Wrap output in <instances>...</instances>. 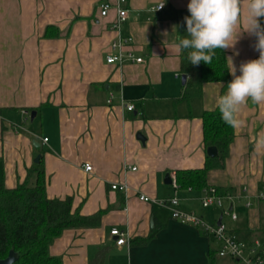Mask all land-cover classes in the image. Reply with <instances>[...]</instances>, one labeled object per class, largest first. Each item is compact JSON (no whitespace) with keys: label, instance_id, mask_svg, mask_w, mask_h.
Wrapping results in <instances>:
<instances>
[{"label":"crops","instance_id":"crops-1","mask_svg":"<svg viewBox=\"0 0 264 264\" xmlns=\"http://www.w3.org/2000/svg\"><path fill=\"white\" fill-rule=\"evenodd\" d=\"M102 1L111 4L105 15ZM116 2L0 0V179L15 186L41 157L47 196L70 195L82 214L104 209L98 224L65 228L52 240L49 252L62 264H89L101 246H107L102 264H209L220 242L171 216L165 202L174 193L179 207L211 223L220 219L242 241L264 243V199L257 197L264 194V104L243 106L224 165L207 172L206 186L225 190L221 206L236 217L215 204L204 207L206 186L173 184L176 169L204 164L201 113L216 106L221 86L205 82L200 95H182L180 51L171 45L177 10L190 15V0H164L158 9L162 0H124L127 16L118 28ZM118 33L132 36L130 47L142 61L106 62ZM255 43L242 32L224 49L229 69V57L237 75L242 62L258 59ZM122 100L135 107L126 110ZM112 182L126 188L113 189ZM141 193L153 200L139 199ZM113 226L125 230L127 242L115 243ZM154 228L146 243H131ZM235 263L216 254V264Z\"/></svg>","mask_w":264,"mask_h":264},{"label":"trees","instance_id":"trees-1","mask_svg":"<svg viewBox=\"0 0 264 264\" xmlns=\"http://www.w3.org/2000/svg\"><path fill=\"white\" fill-rule=\"evenodd\" d=\"M185 15L177 10L176 36H186ZM177 40V39H176ZM178 43V41H177ZM188 51L179 52L181 73L186 74L182 84V95L186 98L200 95L205 82L217 81L223 84L219 88V96L226 92L232 80L227 64L225 50L217 49L210 65L201 62L192 65L188 60ZM203 142L205 148L216 146L217 154H205L203 166L180 168L174 171L177 187L202 188L206 186L207 172L211 168L222 167L228 154L229 143L234 137V127L227 125L221 118L217 104L212 109H204L201 113ZM34 174L33 184L28 180ZM216 188V187H215ZM219 194L225 190L216 188ZM104 209L91 214H82L72 209V197H49L45 191L44 164L40 157L28 168L26 177L15 186L7 187L0 179V258L6 256L9 249L17 252L14 264H62L57 255L49 252V244L63 229L69 227L91 226L99 222ZM152 229L145 236L131 238V243H146L156 232ZM107 246H101L89 260V264H102ZM216 250H210L209 264H216ZM218 255V254H217Z\"/></svg>","mask_w":264,"mask_h":264},{"label":"clouds","instance_id":"clouds-1","mask_svg":"<svg viewBox=\"0 0 264 264\" xmlns=\"http://www.w3.org/2000/svg\"><path fill=\"white\" fill-rule=\"evenodd\" d=\"M163 6L164 0L158 8ZM187 8L190 13L184 17L187 35L177 34L178 43L171 48L177 52L190 50L188 60L192 65L201 62L210 65L216 50L233 48L242 32L256 37L254 49L259 52V58L242 62L241 74L237 75L229 57L232 80L217 99L222 120L239 127L243 123L239 113L249 100L264 104V26L260 24V18H264V0H190Z\"/></svg>","mask_w":264,"mask_h":264},{"label":"built area","instance_id":"built-area-1","mask_svg":"<svg viewBox=\"0 0 264 264\" xmlns=\"http://www.w3.org/2000/svg\"><path fill=\"white\" fill-rule=\"evenodd\" d=\"M124 0H117L116 2V22L115 27H119L120 23L125 20L127 16V9L122 7L121 2ZM160 3L157 5L159 7ZM111 4L109 1H102L99 3V12L101 15L107 14ZM132 41L131 35H123L118 33L117 37L111 40L109 44V51L105 53L106 62H125V61H142V56L137 55L135 50L130 47ZM110 100V98H109ZM121 103L126 110H132L135 106L133 102L122 100ZM24 113H28L27 110H22ZM47 137H43L42 140L45 141ZM85 170L91 169V164H84ZM173 184L177 187L175 178L173 176ZM113 189L123 190L126 188V183L124 182H112L110 184ZM203 195L200 198V202L204 207L215 204L221 207V212L223 214L229 215L231 218L236 217V213L228 208L223 207L222 201L223 196L218 194L216 188L212 185L203 188ZM230 198L231 196L228 195ZM259 199H264V194L259 193L257 195ZM139 199L149 200L146 194H139ZM170 207V214L173 218L179 220L180 222L191 224L201 228L205 233L213 235L219 242V246L216 248V252L219 256H226L237 260L241 264H264V243L259 239H253L250 242H245L240 240L232 231L228 230L224 223L221 221L219 223L208 222L201 215L197 214L193 210H186L179 207V200L176 193L168 197L165 202ZM249 202H247L248 204ZM110 234L115 236V243L120 245L127 242L126 232L123 229L113 226L109 230Z\"/></svg>","mask_w":264,"mask_h":264},{"label":"water","instance_id":"water-1","mask_svg":"<svg viewBox=\"0 0 264 264\" xmlns=\"http://www.w3.org/2000/svg\"><path fill=\"white\" fill-rule=\"evenodd\" d=\"M184 14V12H183ZM186 80V74L185 73H181V83L183 84ZM35 116V110H31L30 112V118L32 119ZM206 153L210 156H213L215 154H217V149L216 146L214 145H209L206 147ZM39 159V154H37L34 157V161H37ZM164 181L170 183L172 180L169 177L168 172L165 174L164 176ZM220 222V219H218L217 223ZM17 258V252L13 249H9L8 253L6 254V256L0 258V264H14V261Z\"/></svg>","mask_w":264,"mask_h":264},{"label":"rangeland","instance_id":"rangeland-1","mask_svg":"<svg viewBox=\"0 0 264 264\" xmlns=\"http://www.w3.org/2000/svg\"><path fill=\"white\" fill-rule=\"evenodd\" d=\"M259 239H262V237L261 238H259ZM261 241V240H260ZM236 264V263H235ZM238 264H240V263H238Z\"/></svg>","mask_w":264,"mask_h":264}]
</instances>
